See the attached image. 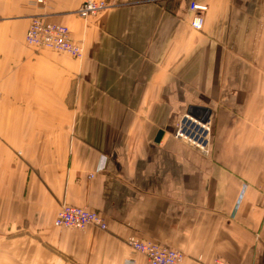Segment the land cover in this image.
<instances>
[{"label": "crops", "instance_id": "1", "mask_svg": "<svg viewBox=\"0 0 264 264\" xmlns=\"http://www.w3.org/2000/svg\"><path fill=\"white\" fill-rule=\"evenodd\" d=\"M82 1L0 0V264H146L131 237L183 264H264V0H127L86 19ZM38 12L81 58L27 46ZM190 110L210 116L208 154L173 135ZM62 203L107 228L56 226Z\"/></svg>", "mask_w": 264, "mask_h": 264}, {"label": "built area", "instance_id": "2", "mask_svg": "<svg viewBox=\"0 0 264 264\" xmlns=\"http://www.w3.org/2000/svg\"><path fill=\"white\" fill-rule=\"evenodd\" d=\"M125 0H85L78 10L79 16L89 18L110 7L124 3ZM44 3V0H38ZM190 9L196 14L191 20L192 28L200 30L203 27L204 18L202 12L208 9L207 4H190ZM45 12L36 13L32 16L30 25L25 35V41L29 46L37 50H54L67 53L75 58L83 56V46L74 42L68 26L51 20ZM1 95V91H0ZM211 123L208 119L197 117L194 113H186L177 123L174 132L175 137L187 141L194 147L207 153ZM58 227L84 229L88 226H96L101 229L107 228L103 215L86 207L62 204L55 218ZM128 244L136 251L147 257L146 264H183V253L175 248L152 241H140L134 237L128 239ZM212 264H232L222 259H215Z\"/></svg>", "mask_w": 264, "mask_h": 264}, {"label": "rangeland", "instance_id": "3", "mask_svg": "<svg viewBox=\"0 0 264 264\" xmlns=\"http://www.w3.org/2000/svg\"><path fill=\"white\" fill-rule=\"evenodd\" d=\"M85 0H83L82 1V3L84 2ZM127 2V0H125L124 1V3H126ZM37 3H39L38 2V0H37ZM82 3L80 4V6L78 7V9H77V11H76V13L78 14V10H79V8L81 7V5H82ZM124 3H122V4H124ZM39 4H43V5H46V0H44V3H39ZM122 4H120V5H122ZM117 6H119V5H117ZM114 7H116V6H114ZM114 7H110V8H108V9H111V8H114ZM108 9H106V10H108ZM38 13H41V12H38ZM46 13V12H45ZM36 14V13H35ZM48 14V13H47ZM98 14V13H97ZM34 15V14H33ZM33 15H31V18H32V16ZM51 15V14H50ZM50 15L48 16L49 18H50ZM78 16H79V14H78ZM94 16V15H93ZM79 17H81V16H79ZM91 17V16H90ZM81 18H83V17H81ZM51 19V18H50ZM86 19V18H85ZM52 20V19H51ZM31 22V21H30ZM56 22V21H55ZM58 23H60V22H58ZM61 24H63V23H61ZM64 25H66V24H64ZM66 26H68V25H66ZM68 28H69V26H68ZM70 29V28H69ZM28 30V29H27ZM70 35H71V30H70ZM71 38L73 39V41L74 42H77V43H80L79 41H76L72 36H71ZM25 43H26V41H25ZM27 44V43H26ZM81 44V43H80ZM27 46H29L28 44H27ZM29 47H32V46H29ZM32 48H34V47H32ZM37 50V49H36ZM51 51H54V50H51ZM55 52H57V51H55ZM58 53H61V52H58ZM72 56V55H71ZM0 97H1V95H0ZM186 113H190V111L189 112H186ZM186 113H184V114H182L180 117H179V119L177 120V122H176V124H175V128H174V132H175V130H176V126H177V123L181 120V118L183 117V115H185ZM193 114V113H192ZM195 115H197V117H201V118H204V119H208L209 121H210V123H211V127H212V122H211V119H210V116L209 115H203V114H201V115H199V114H195ZM174 132H173V135L175 136V134H174ZM211 136H212V128H211V133H210V137H209V140H210V142H209V150H208V152L207 153H205V152H203L202 150H200L199 148H197V147H195V148H197V149H199L202 153H204V154H208L209 152H210V148H211ZM177 138V137H176ZM182 140V139H181ZM184 141V140H183ZM185 142H187V141H185ZM188 143V142H187ZM188 144H190V143H188ZM191 145V144H190ZM193 146V145H192ZM194 147V146H193ZM62 204H68V203H62ZM61 204V205H62ZM73 205V204H72ZM61 207V206H60ZM59 207V208H60ZM91 226H93V225H91ZM160 244V243H159ZM218 259V258H217ZM219 259H222V258H219ZM222 260H224V259H222ZM226 261V260H225ZM214 262V261H213ZM229 262V261H228ZM231 263V262H230Z\"/></svg>", "mask_w": 264, "mask_h": 264}, {"label": "water", "instance_id": "4", "mask_svg": "<svg viewBox=\"0 0 264 264\" xmlns=\"http://www.w3.org/2000/svg\"><path fill=\"white\" fill-rule=\"evenodd\" d=\"M194 110H190L191 113H193ZM162 134V130L159 131L158 136H157V140H159V138L161 137Z\"/></svg>", "mask_w": 264, "mask_h": 264}]
</instances>
